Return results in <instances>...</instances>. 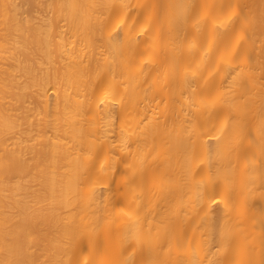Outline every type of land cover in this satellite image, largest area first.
I'll return each instance as SVG.
<instances>
[{"label":"bare ground","instance_id":"6f19581e","mask_svg":"<svg viewBox=\"0 0 264 264\" xmlns=\"http://www.w3.org/2000/svg\"><path fill=\"white\" fill-rule=\"evenodd\" d=\"M0 264H264V0H0Z\"/></svg>","mask_w":264,"mask_h":264}]
</instances>
